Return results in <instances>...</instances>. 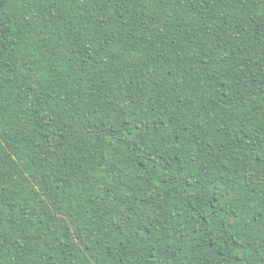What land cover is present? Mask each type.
Returning <instances> with one entry per match:
<instances>
[{
  "label": "trees",
  "instance_id": "1",
  "mask_svg": "<svg viewBox=\"0 0 264 264\" xmlns=\"http://www.w3.org/2000/svg\"><path fill=\"white\" fill-rule=\"evenodd\" d=\"M0 264H264V0H0Z\"/></svg>",
  "mask_w": 264,
  "mask_h": 264
}]
</instances>
